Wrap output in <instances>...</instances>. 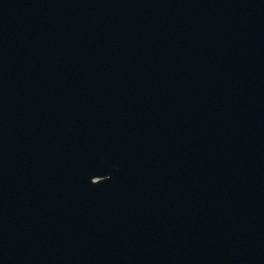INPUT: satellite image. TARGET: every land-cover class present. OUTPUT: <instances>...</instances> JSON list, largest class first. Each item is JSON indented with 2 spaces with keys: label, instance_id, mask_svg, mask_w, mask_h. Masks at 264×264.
Listing matches in <instances>:
<instances>
[{
  "label": "water",
  "instance_id": "water-1",
  "mask_svg": "<svg viewBox=\"0 0 264 264\" xmlns=\"http://www.w3.org/2000/svg\"><path fill=\"white\" fill-rule=\"evenodd\" d=\"M0 264H264V0H0Z\"/></svg>",
  "mask_w": 264,
  "mask_h": 264
}]
</instances>
